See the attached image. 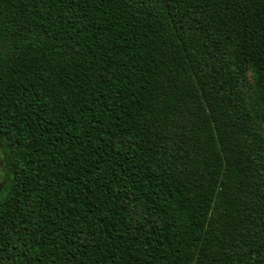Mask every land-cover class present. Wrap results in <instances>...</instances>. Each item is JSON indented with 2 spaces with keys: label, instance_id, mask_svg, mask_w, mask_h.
<instances>
[{
  "label": "trees",
  "instance_id": "1",
  "mask_svg": "<svg viewBox=\"0 0 264 264\" xmlns=\"http://www.w3.org/2000/svg\"><path fill=\"white\" fill-rule=\"evenodd\" d=\"M0 264H264V0H0Z\"/></svg>",
  "mask_w": 264,
  "mask_h": 264
},
{
  "label": "rangeland",
  "instance_id": "2",
  "mask_svg": "<svg viewBox=\"0 0 264 264\" xmlns=\"http://www.w3.org/2000/svg\"><path fill=\"white\" fill-rule=\"evenodd\" d=\"M4 157H5V154L3 151V146L0 142V192L5 187L6 180H7Z\"/></svg>",
  "mask_w": 264,
  "mask_h": 264
}]
</instances>
